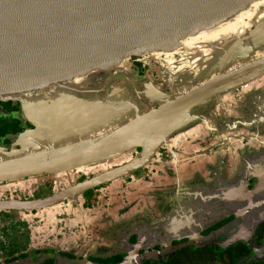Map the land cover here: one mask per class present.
<instances>
[{"label":"flooded vegetation","instance_id":"1","mask_svg":"<svg viewBox=\"0 0 264 264\" xmlns=\"http://www.w3.org/2000/svg\"><path fill=\"white\" fill-rule=\"evenodd\" d=\"M235 21L67 82L64 128L39 129L11 100L23 128L0 142L5 169L146 124L88 162L0 184V264H264V0Z\"/></svg>","mask_w":264,"mask_h":264},{"label":"water","instance_id":"2","mask_svg":"<svg viewBox=\"0 0 264 264\" xmlns=\"http://www.w3.org/2000/svg\"><path fill=\"white\" fill-rule=\"evenodd\" d=\"M251 1L0 0V100L19 101L24 116L39 129L64 128L67 117L76 113L73 100L60 96L67 82L80 83L90 70L110 67L133 52L177 49L221 30L224 34ZM166 112L160 108L151 115ZM144 124L145 118L136 119L59 160L17 169H5L0 161V184L88 162ZM14 158L8 162H21ZM50 200L23 206L39 207Z\"/></svg>","mask_w":264,"mask_h":264},{"label":"trees","instance_id":"3","mask_svg":"<svg viewBox=\"0 0 264 264\" xmlns=\"http://www.w3.org/2000/svg\"><path fill=\"white\" fill-rule=\"evenodd\" d=\"M19 109V105L11 100H0V142H10V135L17 134L22 130V121L13 115V112Z\"/></svg>","mask_w":264,"mask_h":264},{"label":"rangeland","instance_id":"4","mask_svg":"<svg viewBox=\"0 0 264 264\" xmlns=\"http://www.w3.org/2000/svg\"><path fill=\"white\" fill-rule=\"evenodd\" d=\"M2 101H4V100H2Z\"/></svg>","mask_w":264,"mask_h":264}]
</instances>
